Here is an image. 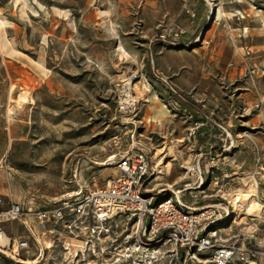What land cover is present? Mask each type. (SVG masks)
Wrapping results in <instances>:
<instances>
[{"label":"rangeland","instance_id":"rangeland-1","mask_svg":"<svg viewBox=\"0 0 264 264\" xmlns=\"http://www.w3.org/2000/svg\"><path fill=\"white\" fill-rule=\"evenodd\" d=\"M11 48L33 69L12 82L14 95L33 101L13 121L20 135L0 163L7 204L32 211L104 186L116 174L110 156L141 149L152 159L150 194L190 184L185 203H222L229 212L214 229L216 243L236 249L228 264H264V0H0V52ZM7 60L0 54V68ZM126 81L137 102L123 115ZM244 191L260 212L237 211ZM122 220L94 236L63 225L44 234L38 221L33 236L20 220L6 223L29 247L1 248L0 264H214L170 242L139 244Z\"/></svg>","mask_w":264,"mask_h":264},{"label":"built area","instance_id":"built-area-1","mask_svg":"<svg viewBox=\"0 0 264 264\" xmlns=\"http://www.w3.org/2000/svg\"><path fill=\"white\" fill-rule=\"evenodd\" d=\"M184 32L181 29L176 35ZM143 85L146 86V81ZM122 88L121 97L124 98L120 102V111L124 115L136 109L137 101L131 94L132 81L124 82ZM170 88L175 95L186 100L176 88ZM198 128H189V135H194ZM109 161L115 167L116 174L110 177L106 185L70 192L59 199L48 200L43 207L32 211L24 202L12 201L7 204L0 193V237L7 235L4 228L6 223L21 220L28 213L34 214L44 234L53 233L57 226L63 225L70 232L88 230L85 232L90 236L109 233L107 224L123 217V230L128 237L131 236L130 232L135 235L139 244L149 247L170 242L175 248L183 247L188 252L210 253L214 264H228L231 261L235 247L216 243L215 237L214 227L223 222L229 212L222 203L201 207L185 203L184 197L186 191L191 189L190 184L183 190L173 191L171 196L156 197L150 194L146 179L152 173V159L144 150L128 149L110 156ZM200 175L204 180V174ZM88 219L94 222L93 227H82ZM29 231L35 236L30 228ZM91 242L92 239H87L85 244ZM15 245L17 252L27 249L29 239L15 240L10 237L9 245L0 243V250ZM70 247L71 244L67 243L66 249L70 250Z\"/></svg>","mask_w":264,"mask_h":264},{"label":"crops","instance_id":"crops-1","mask_svg":"<svg viewBox=\"0 0 264 264\" xmlns=\"http://www.w3.org/2000/svg\"><path fill=\"white\" fill-rule=\"evenodd\" d=\"M9 52L10 53H8L7 50L0 52L3 57L8 59L5 66H1L0 68V72L2 73L0 78V163L3 162L16 143V140L19 138L20 129L18 126H13V121L16 120L20 109L25 107L24 105L17 109L15 119L11 122L9 108L11 107V103H13V100L11 101V87L14 85L12 82L16 81V83H23L33 72L32 66H27L25 63L15 59L14 48H11ZM30 217V214H28L20 221H22L28 229L30 228L34 235H36V232L40 234L36 218L32 215L34 219L32 220Z\"/></svg>","mask_w":264,"mask_h":264},{"label":"bare ground","instance_id":"bare-ground-1","mask_svg":"<svg viewBox=\"0 0 264 264\" xmlns=\"http://www.w3.org/2000/svg\"><path fill=\"white\" fill-rule=\"evenodd\" d=\"M239 12V11H238ZM242 17H245L244 13H241ZM16 85H12L11 87V96L13 99V103H11V107L9 109L10 119H15V113L19 107H23L28 102H32L33 98L31 97V93L27 91H21L19 94L14 95ZM11 102V101H10ZM105 164V162H103ZM167 169H170L168 165H166ZM157 168L161 170V162L157 164ZM164 190V189H163ZM252 191H244L238 196V201L235 202L237 211L240 212L239 206H244V210L248 213L252 212H260L261 210V204L257 201H255L253 198ZM240 201V202H239ZM243 211V209H242ZM0 243L3 245H9L10 243V237L8 235H4L0 237Z\"/></svg>","mask_w":264,"mask_h":264}]
</instances>
